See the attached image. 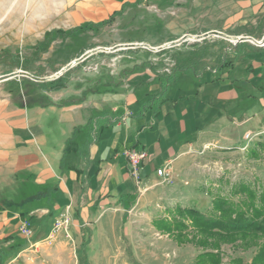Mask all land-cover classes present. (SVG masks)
<instances>
[{"label": "crops", "instance_id": "crops-1", "mask_svg": "<svg viewBox=\"0 0 264 264\" xmlns=\"http://www.w3.org/2000/svg\"><path fill=\"white\" fill-rule=\"evenodd\" d=\"M71 1L70 29L110 16L113 20L105 25L117 22L120 11L130 13L142 2ZM208 8L218 16V27H206L185 40L203 43L217 36L237 55H232L237 65L211 72L177 69L169 79L147 69L118 77L91 72L69 94L70 82L57 91H40L41 100L22 110V118L16 109L11 126L0 128V167L12 175L17 188L1 205L0 242L6 236L11 237L8 241L25 239L18 232L22 218L30 221V241L37 234L49 239L54 218L66 214L71 232L85 237L80 242L82 264H89L86 247L96 228L102 233L114 221H127L140 231L148 230L143 228L148 224L153 232L173 239L156 229L154 220H170L176 206L209 212L212 199L224 194L210 183L206 186L205 175L212 172L196 160L214 148L220 166L235 157L249 165L247 149L259 137L247 144L244 135L264 127V45L257 43L264 39V0H188L185 11L201 15ZM79 14L84 18H77ZM203 25L192 23L194 28ZM213 30L220 34H210ZM127 148L146 152L143 192L128 173ZM164 164L171 167L169 184L155 173ZM226 165L229 171L218 168V182L229 179L231 187L237 173H243L232 163ZM229 172L237 179L227 176Z\"/></svg>", "mask_w": 264, "mask_h": 264}, {"label": "rangeland", "instance_id": "rangeland-1", "mask_svg": "<svg viewBox=\"0 0 264 264\" xmlns=\"http://www.w3.org/2000/svg\"><path fill=\"white\" fill-rule=\"evenodd\" d=\"M72 2L0 0V78L4 79L0 80V128L11 126L16 109H19L17 116L22 118V110L41 100L36 83L42 81H35L34 77L64 74L70 82L69 94L77 83H85L91 72L118 77L123 72L129 75L147 69L166 77L186 67L211 72L224 65H237V58L232 56L234 53L225 49L217 36H210L203 43L185 40L189 34L204 33L206 27H218V16H214L209 8L208 14L199 15L198 10L185 11L188 0L187 3L186 0H142L133 5L135 10L132 12L121 14L120 11L115 18L117 22L101 27L83 23L85 27L71 34H56L55 29L68 31L72 27L69 13ZM77 18L81 20L84 15L79 14ZM197 22L205 23L204 27L194 28L192 23ZM213 31L209 33L215 34ZM182 37L185 39L180 43L170 45ZM128 43L138 45L122 46ZM91 50L89 59L58 75L61 68ZM252 101L248 100V103ZM257 130L253 134L263 131L264 127ZM263 140L264 133L257 141ZM206 151L200 160H196L212 172L205 175L206 186L210 183V187L219 188V192L237 201L239 196L230 194V180L224 178L218 182V168L229 171L231 167L224 166L230 163L237 172L243 173H237V183L245 181L264 186V153L257 159L250 158L249 165L235 157L236 161L222 160L220 166L215 149L207 148ZM227 176L236 178L231 172ZM12 181V175L0 167V209L13 197L16 187ZM143 228L148 230L140 231L127 221H114L102 233H97L96 228L86 247L89 264H194L195 256L202 250L194 243L180 244L166 235H158L148 224ZM67 233L68 236L62 233L51 241L48 236L37 234L31 241L18 237L0 242V264H82L85 256L80 242L85 237L74 235L71 224ZM255 250V247L244 248L239 240L223 243L220 245L222 264H229L234 258H241V264H249Z\"/></svg>", "mask_w": 264, "mask_h": 264}, {"label": "trees", "instance_id": "trees-1", "mask_svg": "<svg viewBox=\"0 0 264 264\" xmlns=\"http://www.w3.org/2000/svg\"><path fill=\"white\" fill-rule=\"evenodd\" d=\"M112 20L113 16H110L92 26H103ZM85 26L82 24L68 31L58 28L54 32L71 34ZM67 83L68 78L62 74L51 80L37 82L36 85L40 91H57L66 87ZM262 153L264 140L255 142L246 152L248 158L253 159L259 158ZM257 186L240 181L230 188L231 195L239 196L237 201L229 196L217 195L212 199L209 212L176 206L170 212V220H154V226L162 233H168L177 243H194L201 247L202 250L194 258V264H222L220 245L237 240L246 249L256 248L249 264H264V186ZM28 218L31 219V216ZM10 238L6 236L1 241L6 242ZM241 263V258H234L229 264Z\"/></svg>", "mask_w": 264, "mask_h": 264}, {"label": "built area", "instance_id": "built-area-1", "mask_svg": "<svg viewBox=\"0 0 264 264\" xmlns=\"http://www.w3.org/2000/svg\"><path fill=\"white\" fill-rule=\"evenodd\" d=\"M259 46L264 45V39H261L258 41ZM264 133L263 131H259L255 134L246 133L244 135L245 140L247 141V144L254 139H257L259 135H262ZM256 136V138H255ZM258 136V137H257ZM246 147V146H245ZM124 155L127 162V169L130 176L133 178L134 183L136 184L137 188L139 189V192H143L146 190V188L143 185V178L141 176V162L146 157L145 150L142 149H125ZM155 173L162 177V182L169 184L171 183V167L168 164H164L158 168L155 169ZM70 225V220L66 214H58L52 224V228L49 234V239H53L56 234L59 232H63L65 236H68V227ZM18 232L19 234L29 240L33 235V230L30 225V221L26 218H22L18 225Z\"/></svg>", "mask_w": 264, "mask_h": 264}, {"label": "water", "instance_id": "water-1", "mask_svg": "<svg viewBox=\"0 0 264 264\" xmlns=\"http://www.w3.org/2000/svg\"><path fill=\"white\" fill-rule=\"evenodd\" d=\"M212 33H215V34H220L219 32L217 31H213ZM208 33H205L203 34V36H207ZM183 39H185L184 37H182L181 40H177V41H173L170 43L171 46L175 45V44H178L180 43ZM258 43V42H257ZM135 45H138V44H134V43H128V44H123L122 46H128V47H131V46H135ZM162 47H159V49H161ZM93 53V50L91 51H87L83 54H81L79 57L75 58L74 60H72L71 62H69L67 65H65L63 68H61V71L59 72L58 75H61L63 71L69 69L72 67V65L74 64H77L83 60H85L86 58H88L91 54ZM57 77V76H55ZM55 77H50V78H38V77H34L35 81H46V80H50V79H53ZM59 77V76H58Z\"/></svg>", "mask_w": 264, "mask_h": 264}, {"label": "bare ground", "instance_id": "bare-ground-1", "mask_svg": "<svg viewBox=\"0 0 264 264\" xmlns=\"http://www.w3.org/2000/svg\"><path fill=\"white\" fill-rule=\"evenodd\" d=\"M187 37H189L188 39H190V38L191 39H194L195 38V36H191V35H189V36L187 35ZM0 80H4V79L3 78H0Z\"/></svg>", "mask_w": 264, "mask_h": 264}]
</instances>
